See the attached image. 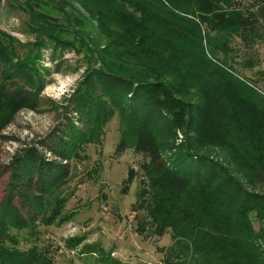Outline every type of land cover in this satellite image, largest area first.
Instances as JSON below:
<instances>
[{
  "label": "trees",
  "instance_id": "trees-1",
  "mask_svg": "<svg viewBox=\"0 0 264 264\" xmlns=\"http://www.w3.org/2000/svg\"><path fill=\"white\" fill-rule=\"evenodd\" d=\"M248 1L106 0V9L90 12L97 18L100 33L115 40L114 49L68 100L67 111L75 117L64 115V122L37 144L19 150L0 171V177H8L0 199V264H54L36 245L21 250L20 240L35 241L33 233L26 235L36 222L53 225L68 219L61 218L66 200L48 214L50 196L70 178L71 161L79 147L101 133L100 123L125 112L130 119L117 150L134 146L145 157L141 165L144 188L137 209L148 211L157 227L155 234L172 230L175 245L171 253H194L197 264L254 263L243 255V244L236 239L241 235L236 218L243 220L254 242L259 232L253 222L264 220V195L242 190L228 173H219L214 162L195 149L180 146L177 158L167 157L165 135L178 125L181 110L167 105L166 86L140 83L132 76L141 75L131 70L160 76H172L180 68L193 73L187 76L185 87L194 85L199 91L198 113L202 116L194 144L197 148L204 143L222 147L237 173L250 184L256 185V181L264 187V93L226 66L235 61L237 50L232 43L236 38L248 48L264 44V0ZM53 31L45 26L41 29L43 35ZM74 34L85 44L82 35ZM206 47L224 54L226 63L211 59ZM151 56L161 61L159 67L144 68ZM29 62L16 64L15 70L22 75ZM245 64L254 67L256 61L250 59ZM7 75L0 81V132L6 115L36 111L42 102L36 87L21 83L17 74ZM259 75L261 79H252L263 84L264 71ZM170 88L181 93L175 84ZM243 168L258 179H251ZM131 177L135 178L133 172ZM67 245L73 247L68 241ZM83 252L87 254L85 264H128L114 258L113 251L105 250L99 242L85 246ZM180 252L176 253L178 261L168 255L166 260L184 264Z\"/></svg>",
  "mask_w": 264,
  "mask_h": 264
},
{
  "label": "rangeland",
  "instance_id": "rangeland-1",
  "mask_svg": "<svg viewBox=\"0 0 264 264\" xmlns=\"http://www.w3.org/2000/svg\"><path fill=\"white\" fill-rule=\"evenodd\" d=\"M105 1L0 0V81L8 73L12 76L17 74L21 83L25 82L29 88L36 87L42 100L36 111L23 110L5 116L0 132V171L19 150L26 145L37 144L56 125L64 122V115H73L67 111L71 95L86 82L93 68L100 67L106 54L112 53L115 40L100 33L97 18L90 14L106 9ZM42 26L54 31L43 35ZM69 30L72 33L66 32ZM73 32L82 35L85 44ZM232 44L237 50L235 61L230 63L234 66L229 63L226 66L264 93V83L254 81L261 79L259 72L264 71V44L248 48L239 38ZM206 52L219 64L226 63L224 54H215L208 47ZM232 55L230 53L229 56ZM29 59L21 75L15 66ZM250 59L256 61L254 67L245 64ZM160 62L156 56H151L146 59L144 68L146 65L159 67ZM131 70L133 74L141 75L132 76L140 83L166 86L169 89L167 105L181 110L178 125L165 135L167 157H175L180 146L195 149L211 163L214 162L219 173H228L242 190L264 195V187L260 183L253 181L256 185H252L249 179L236 172L235 165L222 147L204 143L197 148L198 145L194 144L202 116L198 113L199 91L194 85L185 87L187 76H194L193 73L180 68L172 75L177 77L174 80L172 76ZM171 84H175L181 93L171 89ZM128 119V112L114 114L107 122L100 123V134L79 147L77 156L71 161L70 178L56 188L49 199V215L51 208L58 204L62 206L66 200L61 218L68 219L57 220L53 225L46 224L44 220L36 222L26 235L33 233L35 241L20 240L18 247L21 250L36 245L53 259L54 264H85V246L99 242L105 250L113 251L114 258L128 264H174L166 260L167 255L178 261L179 254L176 253L180 251L171 253V247L175 245L171 238L172 230L167 228L163 233L155 234L157 227L148 211L137 209L141 203L140 191L144 188L141 165L145 157L137 153L134 146L125 151L117 150ZM209 168L210 165L206 166V172ZM243 169L251 179H258L251 174L252 171ZM131 172L135 178L131 177ZM7 182L8 177H0V199L6 192ZM147 197L150 200L151 196ZM236 221V229L241 231L236 239L243 244V255L249 262L254 261L252 264H264V220L260 222L257 218L253 222L255 232H259L255 234L259 236L254 242L250 241L243 220L237 217ZM246 235L249 239L245 238ZM67 241L73 247H69ZM180 254L184 256L181 263L197 264L198 256L194 253Z\"/></svg>",
  "mask_w": 264,
  "mask_h": 264
}]
</instances>
